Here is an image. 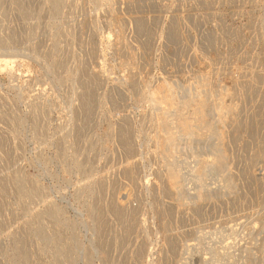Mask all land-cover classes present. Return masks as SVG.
Masks as SVG:
<instances>
[{"label":"rangeland","instance_id":"1","mask_svg":"<svg viewBox=\"0 0 264 264\" xmlns=\"http://www.w3.org/2000/svg\"><path fill=\"white\" fill-rule=\"evenodd\" d=\"M59 1L0 0V264H264V0Z\"/></svg>","mask_w":264,"mask_h":264},{"label":"bare ground","instance_id":"2","mask_svg":"<svg viewBox=\"0 0 264 264\" xmlns=\"http://www.w3.org/2000/svg\"><path fill=\"white\" fill-rule=\"evenodd\" d=\"M59 1V0H58ZM57 1H55V3H56ZM108 2V1H107ZM58 3H60V1L58 2ZM62 5V4H61ZM59 7H60V5H59ZM139 13V12H138ZM135 17V16H134ZM137 22V21H136ZM145 22V21H144ZM117 24H119V23H117ZM141 25H143V24H141ZM122 25H120V27H121ZM119 27V26H118ZM175 28V27H174ZM119 30V29H118ZM177 30V29H176ZM143 31V30H142ZM173 31V30H172ZM115 32V31H114ZM120 32V31H119ZM117 34V33H116ZM11 37V36H10ZM117 37V36H116ZM13 39V38H12ZM120 40V39H119ZM122 40V39H121ZM16 42V41H15ZM113 42V41H112ZM116 42H118V41H116ZM112 44V43H111ZM126 44V43H125ZM115 46V45H114ZM127 46V45H126ZM15 47V46H14ZM122 47V46H121ZM128 47V46H127ZM127 49V48H126ZM94 52V51H93ZM128 53V52H127ZM14 57L16 56V55H13ZM18 56V55H17ZM16 56V57H17ZM89 56V55H88ZM19 57H22V56H19ZM91 58V57H90ZM85 60H87V59H85ZM22 61V60H21ZM11 63H13V58H11V55L8 57V55L7 56H0V67H2V65H3V67L2 68H4V66L6 67V68H8L9 66H10V64ZM20 63V62H19ZM83 63V62H82ZM9 65V66H8ZM13 65V64H12ZM77 66V65H76ZM1 68V69H2ZM81 68V67H80ZM126 68V67H125ZM13 69V68H12ZM84 69V68H83ZM132 69V68H131ZM4 70V69H3ZM6 70V69H5ZM9 70V69H8ZM100 70V69H99ZM137 70V69H136ZM7 71V70H6ZM87 71V70H86ZM130 71V70H129ZM80 72V71H79ZM83 72V71H82ZM90 72V71H89ZM78 73V72H77ZM81 73V72H80ZM137 73V72H136ZM85 74V73H84ZM84 74H83V76H84ZM89 74H91V73H89ZM123 74V73H122ZM88 75V74H87ZM93 76H96L95 75V72H94V74H92ZM100 75V74H99ZM126 75V74H125ZM141 75V74H140ZM81 76V75H80ZM130 76V75H129ZM126 78V77H125ZM97 80H99V79H97ZM122 80V79H121ZM131 80V79H130ZM129 80V81H130ZM93 81V80H92ZM92 81H91V83H92ZM101 81V80H100ZM123 81V80H122ZM134 81V80H133ZM142 81V80H141ZM132 82V81H131ZM140 82V81H139ZM85 83V82H84ZM134 84H135V82H133ZM162 83V82H161ZM168 84H167V82H166V86H167ZM170 85V84H169ZM168 85V86H169ZM92 86V85H91ZM87 87V86H86ZM97 87V86H96ZM95 87V88H96ZM134 87V86H133ZM169 88V87H168ZM213 88V87H212ZM90 89V88H89ZM160 89H162V90H169V89H167V87H162V88H160ZM94 90V89H93ZM172 91V90H171ZM89 92V91H88ZM96 92V91H95ZM196 92V91H195ZM162 93V92H161ZM164 93V92H163ZM168 93V92H167ZM200 93V92H199ZM94 94V93H93ZM166 94V93H165ZM86 95V94H85ZM195 95V94H194ZM79 97V96H78ZM91 97V96H90ZM72 98V97H71ZM87 99V98H86ZM153 99V98H152ZM90 100V99H89ZM157 100H158V98H157ZM218 100V99H217ZM79 101V100H78ZM96 101H98V100H96ZM175 100L171 97V95H164L163 97H161L160 98V100H159V102L161 103H166L167 105H170V106H172L173 105V102H174ZM101 102V101H100ZM85 103V102H84ZM80 105V104H79ZM90 105H92V104H90ZM94 105V104H93ZM92 105V106H93ZM119 105V104H118ZM161 105V104H160ZM182 105H183V107H193V109H192V112H193V114L194 115H196L197 117H198V119H197V121H198V123L199 124H201V123H203L204 122V117H205V115H204V106H203V104H202V101L201 100H195L194 98H188V99H184L183 101H182ZM84 106V105H83ZM89 106V105H88ZM96 106V105H95ZM81 107V106H80ZM94 107V106H93ZM118 107V106H117ZM220 108V107H219ZM159 109V108H158ZM157 109V110H158ZM159 111H160V109H159ZM171 111V110H170ZM230 111V110H229ZM76 112V111H75ZM74 112V113H75ZM155 112V111H154ZM174 112V111H173ZM172 112V113H173ZM82 113V112H81ZM90 113H91V111H90ZM171 113V112H170ZM227 113V112H226ZM155 115V114H154ZM87 117V116H86ZM85 117V118H86ZM254 118V117H253ZM161 119V118H160ZM82 120V119H81ZM80 120V121H81ZM174 121V120H173ZM177 121L179 122V124H180V128H181V131L182 132H185V133H187V134H189V135H191L192 133H193V130L191 129L192 128V126H190L189 125V122H188V119L187 118H183L182 116H179V115H177ZM220 121V120H219ZM83 122V121H82ZM125 123V122H124ZM127 124V123H126ZM168 124H170V122L168 123ZM76 125V124H75ZM233 125V124H232ZM84 126V125H83ZM123 126V125H122ZM167 126V125H166ZM76 127V126H75ZM78 129V128H77ZM121 131V130H120ZM123 131V130H122ZM175 131V130H174ZM124 132V131H123ZM172 132V131H171ZM207 132V131H206ZM201 133V132H200ZM124 134H126V133H124ZM128 134V133H127ZM180 134V133H179ZM232 134V133H231ZM166 135V134H165ZM169 135V134H168ZM176 135V134H175ZM123 136V135H122ZM186 136V135H185ZM178 137V136H177ZM122 138V137H121ZM128 139V138H127ZM181 139V138H180ZM185 139V138H184ZM207 139V138H206ZM175 140V137L174 136H172V135H170V136H168V137H166L165 138V141H166V143H172L173 141ZM187 140V139H186ZM124 142V141H123ZM122 142V143H123ZM125 143V142H124ZM157 143V142H156ZM176 143V142H175ZM165 144V143H164ZM183 144V143H182ZM129 145H130V143H129ZM171 145V144H170ZM169 145V146H170ZM121 146H122V144H121ZM125 146V145H124ZM164 146V145H163ZM130 147V146H129ZM132 147V146H131ZM167 148V147H166ZM128 149V148H127ZM221 149V148H220ZM161 150H162V148H161ZM171 150V149H170ZM185 150V149H184ZM124 151V150H123ZM157 151V150H156ZM167 151V150H166ZM133 152V151H132ZM155 152V151H154ZM221 153H223V152H221ZM155 154V153H154ZM157 154V153H156ZM162 154V153H161ZM177 154V153H176ZM130 155V154H129ZM158 155V154H157ZM220 155V154H219ZM208 156V155H207ZM132 157V156H131ZM167 157V156H166ZM175 157V156H174ZM186 157V156H185ZM213 157V156H212ZM223 157H224V155H223ZM162 158V157H161ZM226 158V157H225ZM254 158V157H253ZM252 158V159H253ZM130 159V158H129ZM169 159V158H168ZM167 159V160H168ZM213 158H211V160H212ZM222 160L223 158H222V156H220L219 157V159L217 160V162L215 161V163H218V161L219 160ZM206 160V159H205ZM191 161V160H190ZM210 161V160H209ZM124 162V161H123ZM214 162V161H213ZM175 163V162H174ZM187 163V162H186ZM137 166V165H136ZM178 166V165H177ZM173 167V166H172ZM183 168V167H182ZM175 169V168H174ZM215 170V169H214ZM121 171V170H120ZM129 175L130 174H132L133 173V167L132 166H130V165H128L127 166V168H126V170H125ZM179 172H181V171H179ZM115 173V172H114ZM166 173H167V182H168V187H169V190H174V191H177L178 189H179V184H180V181H179V179H180V176H179V174L176 172V170H169L168 172L166 171ZM183 173V172H182ZM191 173V172H190ZM189 173V174H190ZM208 173V172H207ZM123 175V174H122ZM188 176V175H187ZM126 177H129V176H126ZM184 177V176H183ZM182 177V178H183ZM192 177V176H191ZM198 177V176H197ZM13 178V177H12ZM101 178V177H100ZM123 178V177H122ZM189 178V177H188ZM18 180V179H17ZM249 180V179H248ZM163 181V180H162ZM182 181V180H181ZM103 182V181H102ZM117 182V181H116ZM184 182V181H183ZM132 183V182H131ZM164 183V182H163ZM18 184V183H17ZM181 184H182V182H181ZM192 184V183H191ZM198 184V183H197ZM186 185V184H185ZM204 185V184H203ZM101 186V185H100ZM165 186V185H164ZM182 186V185H181ZM201 187V186H200ZM185 188V187H184ZM208 188V187H207ZM222 188V187H221ZM105 189V188H104ZM167 189V188H166ZM165 189V190H166ZM181 189V188H180ZM179 189V190H180ZM127 190V189H126ZM164 190V189H163ZM178 190V191H179ZM100 191V190H99ZM165 192V191H164ZM185 192V191H184ZM170 193V192H169ZM177 193V192H176ZM181 193V192H180ZM183 193V192H182ZM100 195V194H99ZM165 195V194H164ZM184 196H185V194H183ZM196 195V194H195ZM177 196V195H176ZM112 197V196H111ZM119 197V196H118ZM179 197V196H178ZM131 198V197H130ZM129 198V199H130ZM132 198H133V196H132ZM192 198V197H191ZM199 199H200V197H199ZM110 201V200H109ZM113 201V200H112ZM175 201V200H174ZM101 203V202H100ZM135 203V201L133 202V204ZM111 204V203H110ZM129 204H131V203H129ZM203 204V203H202ZM100 205V204H99ZM135 205H137V204H135ZM109 207V206H108ZM183 207V206H182ZM130 208V207H129ZM110 209V208H109ZM133 209V208H132ZM97 212V211H96ZM100 212V211H99ZM110 212H113V211H110ZM121 218L122 217H127V219H128V221H129V223L131 222L132 224H134L135 222V216H136V211H131L130 209H128L127 207H122V208H120V210L118 211V212H116ZM112 215V214H111ZM114 217V216H113ZM115 219V218H114ZM123 219V218H122ZM117 220H118V218H117ZM106 221V220H105ZM128 221H127V223H128ZM133 221V222H132ZM102 220H100V223L102 224ZM100 224V225H101ZM121 224V223H120ZM99 225V226H100ZM123 225V224H122ZM96 226H97V224H96ZM126 228V227H125ZM102 231V230H101ZM127 231V230H126ZM133 233V232H132ZM126 234H127V232H126ZM131 234V233H130ZM102 236V235H101ZM123 238V237H122ZM110 240V239H109ZM103 243V242H102ZM192 247V246H191Z\"/></svg>","mask_w":264,"mask_h":264}]
</instances>
